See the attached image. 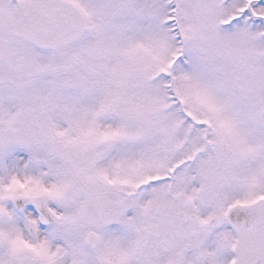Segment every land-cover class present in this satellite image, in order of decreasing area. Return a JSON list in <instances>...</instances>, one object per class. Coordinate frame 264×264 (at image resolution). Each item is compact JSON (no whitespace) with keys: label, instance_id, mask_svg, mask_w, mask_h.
Wrapping results in <instances>:
<instances>
[{"label":"snow or ice","instance_id":"obj_1","mask_svg":"<svg viewBox=\"0 0 264 264\" xmlns=\"http://www.w3.org/2000/svg\"><path fill=\"white\" fill-rule=\"evenodd\" d=\"M0 264H264V0H0Z\"/></svg>","mask_w":264,"mask_h":264}]
</instances>
